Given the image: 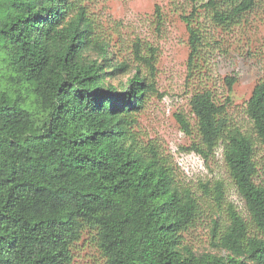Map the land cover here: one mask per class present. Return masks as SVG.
<instances>
[{
  "label": "trees",
  "instance_id": "obj_1",
  "mask_svg": "<svg viewBox=\"0 0 264 264\" xmlns=\"http://www.w3.org/2000/svg\"><path fill=\"white\" fill-rule=\"evenodd\" d=\"M87 1L0 0V264H71L87 230L95 231L103 264H264V183L257 180L264 80L246 106L254 136L230 123L227 105L212 91L191 97L199 141L190 150L208 158L222 148L251 218L232 205L229 222L213 232L227 253H197L184 234L197 219L199 197L176 183L136 131L156 85L139 72L123 89L113 84L129 64L116 65ZM189 1L192 9L181 19L192 66L203 46L202 21L232 28L256 4ZM135 48L154 75L155 50L148 58L140 43ZM226 82L232 90L236 79ZM216 195L224 197L221 183Z\"/></svg>",
  "mask_w": 264,
  "mask_h": 264
},
{
  "label": "rangeland",
  "instance_id": "obj_2",
  "mask_svg": "<svg viewBox=\"0 0 264 264\" xmlns=\"http://www.w3.org/2000/svg\"><path fill=\"white\" fill-rule=\"evenodd\" d=\"M255 1L245 21L235 27L223 28L211 21H202L206 31L201 54L193 66L190 65L189 32L181 19L182 14L192 9L189 0L87 1L98 18V34L110 43L116 65L129 64L128 72L119 71L111 79L113 84L123 89L139 72L156 85V92L150 94L139 115L136 131L143 145L155 148L170 166L176 183L190 188L199 197L197 219L184 234V243L197 253H227L216 246L213 232L229 222L232 205L251 222L245 202L228 173L222 148L208 158L190 150L199 141L190 100L198 91H212L217 102L227 105L230 123L254 136L246 106L255 85L264 80V0ZM136 43L141 44L145 57H151V48L155 50L154 75L145 62L135 58ZM226 77L236 79L232 90ZM1 90H5L2 83ZM179 114L190 122L192 133L184 129ZM257 161V180L264 183V148L259 143ZM218 183L223 185L221 200L216 195ZM95 237L93 230L84 233L74 247L71 264L104 263Z\"/></svg>",
  "mask_w": 264,
  "mask_h": 264
}]
</instances>
